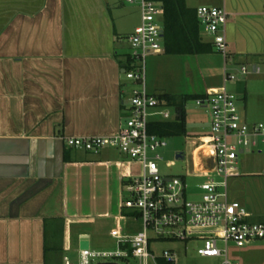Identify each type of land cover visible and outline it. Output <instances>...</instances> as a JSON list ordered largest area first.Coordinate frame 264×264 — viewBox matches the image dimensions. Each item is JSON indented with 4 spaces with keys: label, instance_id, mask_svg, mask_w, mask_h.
<instances>
[{
    "label": "crops",
    "instance_id": "crops-1",
    "mask_svg": "<svg viewBox=\"0 0 264 264\" xmlns=\"http://www.w3.org/2000/svg\"><path fill=\"white\" fill-rule=\"evenodd\" d=\"M207 1L229 12V52L264 82V0ZM140 22L139 0H0V264L77 259L83 241L91 247L95 219L115 220L123 234L140 230L123 207L134 161L116 148L88 153L65 142L119 132L135 88L123 49ZM213 55L195 54L209 69ZM223 62L216 83L227 89ZM262 92L245 90L243 115ZM247 210L264 219V209Z\"/></svg>",
    "mask_w": 264,
    "mask_h": 264
},
{
    "label": "built area",
    "instance_id": "built-area-1",
    "mask_svg": "<svg viewBox=\"0 0 264 264\" xmlns=\"http://www.w3.org/2000/svg\"><path fill=\"white\" fill-rule=\"evenodd\" d=\"M139 4L141 22L128 38L131 52L125 74L135 83V88L126 122L113 135L70 136L65 142L71 148L95 153L107 147L116 148L141 165V173L126 183L127 197L123 199V207L130 211L128 216L139 221L141 228L132 234L117 233L116 250L83 248L77 259L65 256L63 264H126L130 259H137L139 264H149L151 259L157 264L159 259L176 264V251L164 249L161 254L152 251L153 246L164 241H202L197 249L199 255L224 257L223 264H239L228 257L229 242L244 246L264 239V219L252 220L247 207L231 199L229 182L242 174L241 154L264 152V121H247L237 95L226 88L196 99L197 105L209 114L211 128L208 133L193 138L192 170L210 178L197 185L201 197L188 200L184 176L163 174L158 163L163 157L157 151L168 145V138L150 131L152 122L177 115L172 116L160 98L149 91L147 82L148 56L164 51V7L154 0H139ZM196 12L200 23L206 26L214 49L226 59L224 82L238 80L237 72L249 74V66L239 64L229 52L226 33L229 12L224 7L209 5L198 6ZM229 62L234 65L232 69L228 67ZM179 152L183 153L182 158L177 157ZM185 157V152H176V159ZM208 158H213L212 166ZM220 241L225 244L224 249Z\"/></svg>",
    "mask_w": 264,
    "mask_h": 264
},
{
    "label": "rangeland",
    "instance_id": "rangeland-1",
    "mask_svg": "<svg viewBox=\"0 0 264 264\" xmlns=\"http://www.w3.org/2000/svg\"><path fill=\"white\" fill-rule=\"evenodd\" d=\"M193 3L198 5L210 4L207 0H194ZM126 5L131 4L127 3ZM132 5L135 7L134 4ZM201 32L202 35L208 34L206 26L202 24ZM132 33L128 35L127 39ZM129 51L131 52V47L123 49L125 53ZM214 51L215 55L212 58L216 59L217 67L210 66L211 69L199 61V58L195 55L161 52L152 53L147 58V78L151 93L155 94L156 89H164L168 92V95L174 98L189 97L185 103L187 112L186 134L169 137L167 139L168 145L157 151L163 157L158 161L163 174L184 176L188 200H198L201 196L197 185L210 178V176H200L193 173L191 154L195 144V139L193 138L208 133L211 128L209 114L206 109L197 105L196 97L202 94H214L224 88L223 86L218 87L219 85L216 83L219 77L217 73H221L218 66L220 63L224 64V57L215 49ZM238 66L235 67L236 71ZM248 66L252 70V65L248 64ZM228 67L231 68L232 65L229 64ZM237 74L238 80H236V83L228 82L227 89L237 95L239 99L238 105L242 111V106L245 104L242 96L245 90L263 93L264 82L261 79H253L251 76L243 75L239 72ZM160 100L170 110L172 116H175L176 106L169 104L166 98H160ZM263 109L264 96L262 98L256 96L250 102L249 107L244 108V117L246 116L245 119L249 122L264 121ZM177 151L185 152V159H176ZM171 162L174 163L172 164ZM131 163L132 161H130V167L128 168L131 176L139 175L141 173V165L135 161L133 162L134 164ZM239 163L242 175L231 178V199L240 200L248 209H264V152H246L241 154ZM212 176L219 178L217 175L212 174ZM252 220L257 221L254 218ZM91 221L87 225V229L91 232V249L116 250L118 243L113 238L120 232L117 222L104 219ZM201 245L202 241H164L153 246L152 251L155 254H161L164 249L176 251L178 255L176 264H223L224 257H204L199 255L197 249ZM220 247L224 249L226 246L220 241ZM228 257L233 263L264 264V239L253 240L244 246H238L231 241L228 244ZM126 264H139V261L130 259V263L126 262ZM149 264L157 263L151 259Z\"/></svg>",
    "mask_w": 264,
    "mask_h": 264
},
{
    "label": "trees",
    "instance_id": "trees-1",
    "mask_svg": "<svg viewBox=\"0 0 264 264\" xmlns=\"http://www.w3.org/2000/svg\"><path fill=\"white\" fill-rule=\"evenodd\" d=\"M164 7L162 22L164 26L163 46L167 54L195 55L211 53L214 47L206 42L201 32V23L197 17L196 8L187 5L186 0H154ZM203 96L199 95L196 98ZM159 98L168 99V103L180 108V117L168 120H156L151 123L150 131L162 137L185 135L187 132V112L185 103L188 96L174 98L166 93ZM160 264H173L159 259Z\"/></svg>",
    "mask_w": 264,
    "mask_h": 264
},
{
    "label": "water",
    "instance_id": "water-1",
    "mask_svg": "<svg viewBox=\"0 0 264 264\" xmlns=\"http://www.w3.org/2000/svg\"><path fill=\"white\" fill-rule=\"evenodd\" d=\"M157 96H163V95H165L166 94V92L165 91H156V93H155ZM176 114H177V119H179V115H180V108H177L176 109ZM177 157L178 158H182L183 157V153H181V152H179L178 154H177ZM208 160V164L210 165V166H212L213 165V158H208L207 159ZM88 246V242L87 241H83L82 242V247H84V248H86ZM98 264H118V263H114V262H107V263H98Z\"/></svg>",
    "mask_w": 264,
    "mask_h": 264
}]
</instances>
